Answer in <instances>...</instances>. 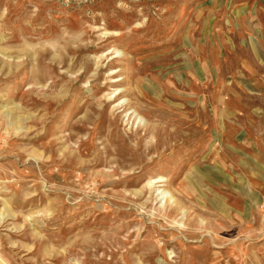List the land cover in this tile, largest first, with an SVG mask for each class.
I'll use <instances>...</instances> for the list:
<instances>
[{
    "label": "rangeland",
    "instance_id": "1",
    "mask_svg": "<svg viewBox=\"0 0 264 264\" xmlns=\"http://www.w3.org/2000/svg\"><path fill=\"white\" fill-rule=\"evenodd\" d=\"M0 264H264V0H0Z\"/></svg>",
    "mask_w": 264,
    "mask_h": 264
}]
</instances>
